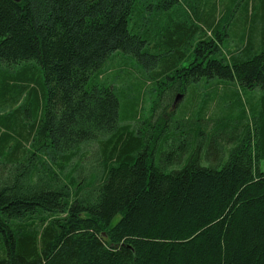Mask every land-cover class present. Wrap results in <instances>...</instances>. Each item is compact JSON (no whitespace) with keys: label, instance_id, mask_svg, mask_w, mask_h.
I'll use <instances>...</instances> for the list:
<instances>
[{"label":"trees","instance_id":"obj_1","mask_svg":"<svg viewBox=\"0 0 264 264\" xmlns=\"http://www.w3.org/2000/svg\"><path fill=\"white\" fill-rule=\"evenodd\" d=\"M243 5L229 37L215 0H0V61L15 68L0 90L17 104L0 114V264H264V105L231 130L204 122V152L199 139L155 164L98 80L121 53L175 93L211 78L264 90V0Z\"/></svg>","mask_w":264,"mask_h":264},{"label":"rangeland","instance_id":"obj_2","mask_svg":"<svg viewBox=\"0 0 264 264\" xmlns=\"http://www.w3.org/2000/svg\"><path fill=\"white\" fill-rule=\"evenodd\" d=\"M215 1L217 18H222L223 22L228 24L229 37L236 36L238 33L235 34L234 29L245 0ZM225 6L229 9H226ZM173 13L172 16L180 13L187 14L182 4L175 5ZM160 17L161 14L159 19ZM185 20L190 21V18L185 17ZM237 40L235 39L234 42H238ZM234 42L227 44V52H230V49L235 50L237 46L233 45ZM229 45H232V48ZM13 68L0 61L1 77H4V73L11 72ZM151 68L139 63L132 55L114 53L99 69L98 80L111 86L114 90L119 101V122L129 124L132 128L137 129V135H149L148 140L143 142V149L147 151L149 161L155 164L164 160L165 153H171L173 149L183 143H188L190 148L192 146L195 148L199 139L202 142L201 151L204 152L211 137L214 136L207 130L211 131L216 128L231 130L233 125L242 118H250L256 112L258 114L264 105V90L247 89L237 83L216 78L190 83L185 87L183 93L178 90L175 93L173 90L176 88V84H172L166 79L161 82L156 80V72ZM39 78L42 79L41 74ZM1 91L0 114H6L12 111L17 104L11 101L12 96H8L6 92L2 94ZM177 95H181V97L175 101ZM150 119H161L166 126L178 128L176 138L172 137L167 129L162 134L160 131L151 132V128L144 131L143 127L148 126L147 121ZM204 122L207 130L203 126ZM187 127L194 128V130L188 131ZM219 131L221 132V130ZM224 133L222 131L216 135ZM168 144H171L169 148ZM95 148V142L85 144L81 148V157H78V161H76L82 165L81 171H73L74 177L79 181L82 178H90L92 169H88L89 164L87 163L91 161ZM258 169L264 172V160H260Z\"/></svg>","mask_w":264,"mask_h":264},{"label":"water","instance_id":"obj_3","mask_svg":"<svg viewBox=\"0 0 264 264\" xmlns=\"http://www.w3.org/2000/svg\"><path fill=\"white\" fill-rule=\"evenodd\" d=\"M14 1H19V0H14ZM181 97V95H177V97L175 98V101L178 100Z\"/></svg>","mask_w":264,"mask_h":264},{"label":"bare ground","instance_id":"obj_4","mask_svg":"<svg viewBox=\"0 0 264 264\" xmlns=\"http://www.w3.org/2000/svg\"><path fill=\"white\" fill-rule=\"evenodd\" d=\"M153 45V44H152Z\"/></svg>","mask_w":264,"mask_h":264}]
</instances>
